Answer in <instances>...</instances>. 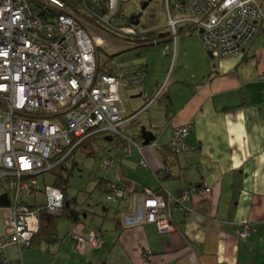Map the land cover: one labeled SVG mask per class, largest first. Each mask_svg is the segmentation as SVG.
I'll return each mask as SVG.
<instances>
[{
    "label": "crops",
    "instance_id": "0c3cea01",
    "mask_svg": "<svg viewBox=\"0 0 264 264\" xmlns=\"http://www.w3.org/2000/svg\"><path fill=\"white\" fill-rule=\"evenodd\" d=\"M257 3L264 12V0ZM108 40L135 51L129 58L107 56L99 68L113 62L143 73L141 87L119 92L123 108L119 135L94 136L118 142L108 154L102 152V162L110 164L97 184L107 180L126 196L101 204L93 217L82 207H70L76 213L74 226L66 216H51L57 241L37 238L21 251V263L264 264V19L248 50L223 60L210 57L197 34L183 26L175 37L166 30L158 32L151 47L161 48L155 54H143L138 48L148 47L133 46L121 37ZM103 44L101 39L98 49ZM160 87V95L152 101ZM188 122L192 127L185 143L192 150L164 153L173 129ZM91 146L89 142L83 148ZM142 158L144 166L139 165ZM202 187L210 188L211 194H196L185 209L172 212L174 232L159 235L143 222L144 190L177 197ZM41 188L23 194V202L43 206ZM1 189L0 195L6 192L0 182ZM9 212L0 208V238ZM245 227L248 234L242 238ZM73 229L84 236L97 234L100 244L78 246L69 237ZM6 255L16 259V248L8 247Z\"/></svg>",
    "mask_w": 264,
    "mask_h": 264
},
{
    "label": "built area",
    "instance_id": "2783aa9c",
    "mask_svg": "<svg viewBox=\"0 0 264 264\" xmlns=\"http://www.w3.org/2000/svg\"><path fill=\"white\" fill-rule=\"evenodd\" d=\"M129 1L105 0V14L96 16L92 13L96 1L89 0L83 11L111 34L134 36L136 29L119 16ZM156 1L166 13L171 36H176L180 26H192L206 52L218 60L243 55L264 19L257 0ZM98 32L64 0H0V182H6L12 202L0 238V264H22L21 251L30 246L38 232L40 210L61 216L62 193L50 185L41 188L43 206L32 210L23 202V194L39 191L34 178L52 170L94 135H119L123 121L119 92L142 85L143 73L138 68L113 62L103 70L98 68ZM261 79L264 85V69ZM191 127L188 122L173 129L169 142L173 152L192 150L185 143ZM109 164L107 160L104 163ZM139 165H145L143 158ZM196 194L210 195L211 189L191 188L177 197L144 190L143 222L159 235L174 232L172 212L185 209V203ZM125 196L123 189L111 184L104 199L116 203ZM247 234L245 227L240 237ZM69 237L80 247L100 244L93 232L84 236L73 229ZM11 246L17 251L14 260L6 255Z\"/></svg>",
    "mask_w": 264,
    "mask_h": 264
},
{
    "label": "rangeland",
    "instance_id": "374dc122",
    "mask_svg": "<svg viewBox=\"0 0 264 264\" xmlns=\"http://www.w3.org/2000/svg\"><path fill=\"white\" fill-rule=\"evenodd\" d=\"M148 1L149 3L146 9L141 11V3H147ZM124 13L128 17L139 15V25L133 26L136 31L141 32L142 29L145 32L148 29H156L160 33L164 32L165 30L169 32L166 21V13L162 8L161 3L156 0H130L129 3L125 4ZM98 34L104 42L100 49L96 50L97 55L95 56L98 65H102L106 58H108L107 56L121 55L129 58L135 51V49L110 42L108 39H110L114 34H104L102 32H98ZM193 34L196 35L197 31L195 30ZM121 38L124 39L123 37ZM128 39L130 40L129 42L132 43L130 44L133 46L137 42V40L133 37H129ZM121 41L122 40H119L118 42ZM160 48V46H155L142 49L138 48V50H141V52L144 51L143 54H155ZM102 137L103 135L93 138L90 141L92 144L90 148H83L84 146H81L75 149L70 158L63 164L65 168L56 169L54 172L55 175L45 173L34 178L37 182V186L42 187L44 183L51 185L55 181H58V176L61 177L63 181L62 188L65 189L68 205L74 209H76V207H82L87 210L89 214H91V217H93L97 211V208L100 209V205H104V203H106L105 199H102V194L99 192V190H95L98 180L104 176V173L108 167H103L104 162L101 160L103 155L102 152L108 154V152L113 150L115 145L118 143L115 140L108 141L107 143L103 142L104 140ZM96 142L102 144V146L105 148V151L99 150ZM3 190L4 189H1L0 193H2ZM23 196L24 195H22V197ZM38 197L40 201L43 200L42 196ZM95 199L98 201H93ZM63 211L65 210L63 209ZM64 220L65 219H63V221Z\"/></svg>",
    "mask_w": 264,
    "mask_h": 264
},
{
    "label": "trees",
    "instance_id": "16d2710c",
    "mask_svg": "<svg viewBox=\"0 0 264 264\" xmlns=\"http://www.w3.org/2000/svg\"><path fill=\"white\" fill-rule=\"evenodd\" d=\"M96 1V5L94 7H92V13L96 16H100L105 14L106 12V6H105V0H95ZM65 4L70 8V10L75 13L78 16H81L82 18H84L85 20H87L89 22V24H92L93 26L97 27L98 30H100L102 33L104 34H111L110 31L106 30L105 28H102L101 26H99L96 22V20L93 17H89L84 11L83 8L85 6H87L89 4V0H64ZM143 5V3H141V6ZM90 8V7H89ZM124 9H125V5L121 7L120 11H119V16L124 17L125 20L127 21L128 25L134 26V19L131 21L130 16L128 17L125 13H124ZM135 16V15H134ZM138 19V25H139V15L137 16ZM137 25V26H138ZM183 28H189V30L193 33L195 32V30H193L194 28L190 25H187ZM112 35V34H111ZM158 36V31L156 29H148L147 31H143L141 29V32L137 31V34L134 36H129V37H133L137 40V42L135 43V45H144L146 47H151L154 46L153 42L154 40L157 38ZM113 37L118 38V36L113 35ZM129 37H123L125 41L129 42L130 40L128 39ZM122 39V38H121ZM97 55V52H96ZM101 67V65H98V68ZM101 69V68H99ZM98 135V134H97ZM95 136V135H94ZM91 137L90 139H87L86 141L83 142V144L81 146H84L86 144H88L93 138ZM162 151H164V153H169L172 155H176L178 153L173 152L170 147L169 144L167 147H163ZM73 153V152H72ZM71 153V154H72ZM71 154H69L63 161H61L60 164H58L57 166H55L52 170H50L49 172H47L48 174L51 175H55V170L56 169H63L65 168L63 166V164L70 158ZM102 182H99L95 188V190H99V192L104 196L107 192H108V186L107 180L102 179ZM3 184V186L5 187V181L1 182ZM62 179L61 177L58 176V181H55L53 184H51L50 186L58 189L61 191L62 196H63V209L65 211H63L62 209V213L61 216H66L71 222L72 225L74 226V222H77V218H76V213L72 211V209L70 208V206L68 205V202L66 200V192L65 189L62 188ZM47 185V184H45ZM113 185V184H112ZM115 187H119L116 185H113ZM6 188V187H5ZM120 188V187H119ZM12 205L11 202V198H10V193L9 191L6 189V192H4L3 194L0 195V208H9ZM29 207V206H27ZM41 207V206H40ZM30 209L34 210L38 207H29ZM38 221H39V226H38V232L34 235V237L31 240L30 246L33 245V242L35 240H37V238H42L45 239V241L47 243H54L57 241V236H56V220L54 218H52L50 215H47L45 210H40L38 213ZM71 232V231H70ZM70 234V233H69ZM30 246L28 248H30ZM26 248V249H28Z\"/></svg>",
    "mask_w": 264,
    "mask_h": 264
},
{
    "label": "water",
    "instance_id": "95a60500",
    "mask_svg": "<svg viewBox=\"0 0 264 264\" xmlns=\"http://www.w3.org/2000/svg\"><path fill=\"white\" fill-rule=\"evenodd\" d=\"M148 3H149V1H148L147 3H143V5L141 6V11H143V10L146 9V7L148 6ZM133 19H134V23H133V25H134V26H137V25H138V19H137V16L130 17V20H131V21H132ZM208 55L211 57L210 54H208ZM144 144H146V143H144Z\"/></svg>",
    "mask_w": 264,
    "mask_h": 264
}]
</instances>
